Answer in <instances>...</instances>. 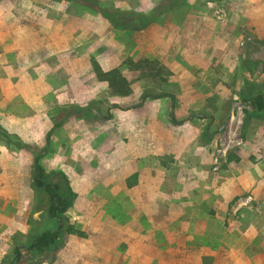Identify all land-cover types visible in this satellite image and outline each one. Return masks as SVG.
<instances>
[{
	"label": "rangeland",
	"instance_id": "rangeland-1",
	"mask_svg": "<svg viewBox=\"0 0 264 264\" xmlns=\"http://www.w3.org/2000/svg\"><path fill=\"white\" fill-rule=\"evenodd\" d=\"M99 1L124 25L69 0H0V123L34 145L0 140V264H264V109L247 112L241 94L264 93V0H185L144 28L162 0ZM184 29L194 61L216 32L239 52L238 75L211 77L207 99L161 95L172 71L153 40ZM95 63L131 93L111 94ZM235 101L243 142L214 169ZM36 156L70 196L61 219L32 185ZM47 229L57 242L30 248Z\"/></svg>",
	"mask_w": 264,
	"mask_h": 264
},
{
	"label": "trees",
	"instance_id": "trees-1",
	"mask_svg": "<svg viewBox=\"0 0 264 264\" xmlns=\"http://www.w3.org/2000/svg\"><path fill=\"white\" fill-rule=\"evenodd\" d=\"M62 1V0H56ZM82 6L102 13L107 17L114 25L121 26L124 25L125 20H120L117 18L118 14H124L126 12L119 11L116 9H111L105 5H102L99 0H69ZM185 3V0H162L158 5H156L152 11L149 13H142V19L140 22L136 23L139 28H144L149 22L157 20L159 14L171 9H175L178 6ZM131 23V22H130ZM134 24V23H132ZM95 73L98 79L107 82L111 94L113 95H127L131 93L132 88L129 80L122 74L118 67L112 68L110 70H104L100 64L95 63L94 65ZM245 91V90H244ZM242 90L241 94L243 96L242 101L246 103L247 107L245 110L248 112V106H253L255 110L264 109V93L262 91H257L255 95L251 98L246 95ZM245 93V94H244ZM161 95H170L168 93ZM148 97H158L156 94L146 93L143 94L142 100ZM62 125V120L55 122L53 129L60 127ZM51 132L47 134V139H49ZM0 140L17 145L22 149L32 151L34 145L26 142L19 134L12 132L4 127L0 123ZM32 185L36 190L42 192L49 200L48 212L51 217L60 218L62 214L70 206V196L63 192V187L58 182H50L46 180V174L44 167L39 163L38 156L34 158L33 163V175H32ZM61 219V218H60ZM62 226V225H61ZM60 237L59 230L47 229L43 232L34 236L30 248H34L37 251H44L53 244H55ZM15 261H20L22 257V251L20 245L17 244L14 248Z\"/></svg>",
	"mask_w": 264,
	"mask_h": 264
},
{
	"label": "crops",
	"instance_id": "crops-1",
	"mask_svg": "<svg viewBox=\"0 0 264 264\" xmlns=\"http://www.w3.org/2000/svg\"><path fill=\"white\" fill-rule=\"evenodd\" d=\"M209 26L211 28L213 27L212 29H216V25L209 24ZM153 29L154 28H150V30L143 32L149 33ZM177 33L179 36L177 35ZM2 36L3 35L1 34L0 40H2ZM91 36L92 34H90V37ZM187 37L192 40L194 38V36H191L188 31L184 29L181 31V34L179 32H176V35L174 36H164L160 40H155V38L153 40V56L161 60L162 63L172 71V74L170 75L166 85L168 86L167 93L170 95L164 96H173V100L178 99L184 102H191L193 99L196 100L197 98L207 99L211 96V93H214V88H212L211 86V77H216L218 75L217 77H222L224 79L228 76L229 71H231L234 75H238V69L236 65H238L237 55L239 54V52L235 46H232V41L227 39L224 34L216 32L215 35L210 36L209 38L207 37L209 40H207V43L203 42L207 44L206 52H208L210 59H208V61H198L197 55V60L194 61L192 57L194 54H196L197 48L196 50L195 47L190 48V44H188V48H186L185 44H182V42L186 40L184 38ZM196 38H198V36ZM241 41L242 44L245 43L244 39H242ZM145 43H142L141 46L143 50L146 46ZM46 45H48L47 42ZM147 49L148 48H146V50ZM142 55H144V53ZM214 57L216 58V60H214ZM200 69H203V71L207 73L208 79L206 78L205 80L203 78V75L199 73ZM220 71L222 72V74ZM236 84L240 85L241 82L237 80ZM223 97L224 95L222 96V99ZM145 105H147L146 101L142 102V107H145Z\"/></svg>",
	"mask_w": 264,
	"mask_h": 264
},
{
	"label": "built area",
	"instance_id": "built-area-1",
	"mask_svg": "<svg viewBox=\"0 0 264 264\" xmlns=\"http://www.w3.org/2000/svg\"><path fill=\"white\" fill-rule=\"evenodd\" d=\"M236 101L234 102V104ZM242 105H233L231 117L229 120L230 126L227 135L221 140L220 145L216 147L213 156L214 169H219L223 159L226 158L228 151L240 145L243 142L242 137L239 135V128L241 127V114Z\"/></svg>",
	"mask_w": 264,
	"mask_h": 264
},
{
	"label": "water",
	"instance_id": "water-1",
	"mask_svg": "<svg viewBox=\"0 0 264 264\" xmlns=\"http://www.w3.org/2000/svg\"><path fill=\"white\" fill-rule=\"evenodd\" d=\"M234 105H242V106H244V104H242L240 101H236V103Z\"/></svg>",
	"mask_w": 264,
	"mask_h": 264
}]
</instances>
